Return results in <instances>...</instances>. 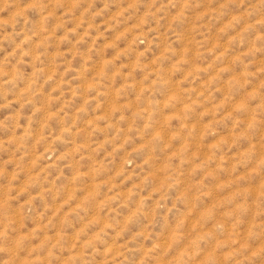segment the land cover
I'll list each match as a JSON object with an SVG mask.
<instances>
[{"label":"rangeland","instance_id":"rangeland-1","mask_svg":"<svg viewBox=\"0 0 264 264\" xmlns=\"http://www.w3.org/2000/svg\"><path fill=\"white\" fill-rule=\"evenodd\" d=\"M0 264H264V0H0Z\"/></svg>","mask_w":264,"mask_h":264}]
</instances>
